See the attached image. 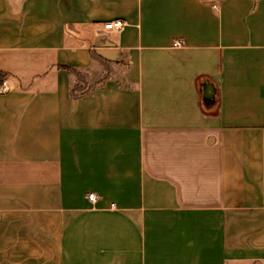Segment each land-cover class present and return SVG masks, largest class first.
<instances>
[{
  "label": "crops",
  "instance_id": "crops-1",
  "mask_svg": "<svg viewBox=\"0 0 264 264\" xmlns=\"http://www.w3.org/2000/svg\"><path fill=\"white\" fill-rule=\"evenodd\" d=\"M0 72V264H264V0H0Z\"/></svg>",
  "mask_w": 264,
  "mask_h": 264
},
{
  "label": "trees",
  "instance_id": "trees-1",
  "mask_svg": "<svg viewBox=\"0 0 264 264\" xmlns=\"http://www.w3.org/2000/svg\"><path fill=\"white\" fill-rule=\"evenodd\" d=\"M68 71L70 73H72L73 76H74V73L77 72L75 69H72V70L68 69ZM203 78H206L208 80L207 77L203 76ZM199 79H201V78H199ZM81 84H84L86 87L85 88H80ZM91 85L92 84H88L86 82V80H85V78L83 76H78L76 78V81H75L74 85L72 86V88L70 90V96L72 98H75V99L85 97L94 88V86H91ZM202 89L205 90L206 95H205L204 98H201V96H200V98H199V106H200V109L202 110V112L204 114H208L210 112V107H212L213 105L215 107L218 106V96L216 94V99L213 100V98H215V97H213V93L211 91L206 90L205 84L202 85Z\"/></svg>",
  "mask_w": 264,
  "mask_h": 264
},
{
  "label": "rangeland",
  "instance_id": "rangeland-1",
  "mask_svg": "<svg viewBox=\"0 0 264 264\" xmlns=\"http://www.w3.org/2000/svg\"><path fill=\"white\" fill-rule=\"evenodd\" d=\"M118 20L121 21V22L123 23L122 20H120V19H118ZM113 21H116V20H113ZM111 22H112V21H111ZM123 24H124V23H123ZM174 45H175V47H181V46H182V44H181L180 41H175V42H174ZM65 67L68 68V69H71V70L74 69L73 66H69V65H66ZM68 69H67V70H68ZM75 70H76L77 72L74 73V76L72 75V73H70V72L68 71V72L70 73V75L75 79V81H76V78H77L78 76H83V77H85V73H82V72H80V71L77 70V69H75ZM120 70H121V68H120ZM101 72H102V69H101ZM8 75H9V73H6V72H0V93H5V92L9 91V89L11 88V86L7 83V76H8ZM75 77H76V78H75ZM92 77H94V76L92 75ZM85 79H86V77H85ZM88 81H89V80H86V82H87L88 84H90ZM85 87H86V86H85L84 84H81V85H80V88H85ZM208 91H211L210 88H208ZM205 95H206L205 90L201 88V90H200V96H201V98H204ZM213 97H214V96H213ZM215 99H216V97L213 98V100H215ZM216 110H217V106L215 107V106L213 105L212 107H210V112H209L208 114L215 113ZM90 195H93V198H92V199L90 198ZM86 197H87V199H88L89 201H95V200L98 198L97 194H95V193H88Z\"/></svg>",
  "mask_w": 264,
  "mask_h": 264
},
{
  "label": "built area",
  "instance_id": "built-area-1",
  "mask_svg": "<svg viewBox=\"0 0 264 264\" xmlns=\"http://www.w3.org/2000/svg\"><path fill=\"white\" fill-rule=\"evenodd\" d=\"M123 23L119 20H116V21H112V22H108L106 24H104V28L106 30H120L122 27H123ZM90 198L92 199L93 198V195H90Z\"/></svg>",
  "mask_w": 264,
  "mask_h": 264
}]
</instances>
